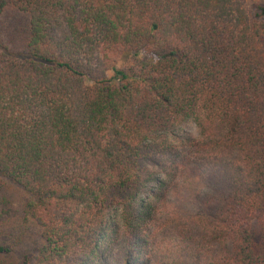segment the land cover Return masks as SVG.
I'll list each match as a JSON object with an SVG mask.
<instances>
[{"label":"trees","instance_id":"16d2710c","mask_svg":"<svg viewBox=\"0 0 264 264\" xmlns=\"http://www.w3.org/2000/svg\"><path fill=\"white\" fill-rule=\"evenodd\" d=\"M0 183V264H264V0H0Z\"/></svg>","mask_w":264,"mask_h":264},{"label":"rangeland","instance_id":"374dc122","mask_svg":"<svg viewBox=\"0 0 264 264\" xmlns=\"http://www.w3.org/2000/svg\"><path fill=\"white\" fill-rule=\"evenodd\" d=\"M125 59L118 56V66L124 65ZM186 133L196 135V128L193 125L187 126L185 129ZM143 195L141 197H145ZM24 202V196L21 191L10 186L9 184L0 183V227L6 229L8 232L4 234V237L9 238V231L18 225L23 223L22 216V205ZM24 233L21 235V242L25 243L28 248L34 245L36 239H38V230L30 224L22 227ZM24 249L16 250L14 254L9 256L7 263L16 264L18 257L21 255Z\"/></svg>","mask_w":264,"mask_h":264}]
</instances>
